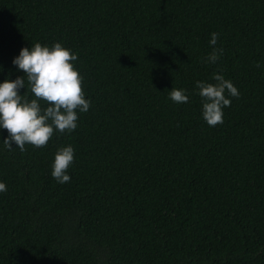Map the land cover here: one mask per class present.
<instances>
[{
    "label": "trees",
    "instance_id": "trees-1",
    "mask_svg": "<svg viewBox=\"0 0 264 264\" xmlns=\"http://www.w3.org/2000/svg\"><path fill=\"white\" fill-rule=\"evenodd\" d=\"M37 42L77 55L91 106L43 148L0 128V264H264V0H0V82ZM214 73L240 96L212 127Z\"/></svg>",
    "mask_w": 264,
    "mask_h": 264
},
{
    "label": "clouds",
    "instance_id": "clouds-1",
    "mask_svg": "<svg viewBox=\"0 0 264 264\" xmlns=\"http://www.w3.org/2000/svg\"><path fill=\"white\" fill-rule=\"evenodd\" d=\"M218 37V33H212L209 43L215 46ZM222 53V48L213 47L204 62L215 64ZM77 59V55L60 42L52 47L37 42L30 49H20L12 63L25 75L0 82V128L8 132L3 140L7 149L11 150L13 143L21 151H25L26 144L43 148L55 132L71 133L77 128L78 112L86 113L91 106V101L85 98L83 77L73 65ZM25 76L34 97L31 100L19 91L25 88ZM213 79L215 83L196 82L198 95L203 100V119L212 127L223 123V109L231 106L229 97L240 96L234 84L222 74L214 73ZM169 96L178 104L188 102L184 89L174 88ZM41 101L47 106L42 107ZM73 161L71 145L61 147L55 153L51 175L58 183L70 182L67 170ZM6 191V184L0 182V192Z\"/></svg>",
    "mask_w": 264,
    "mask_h": 264
}]
</instances>
